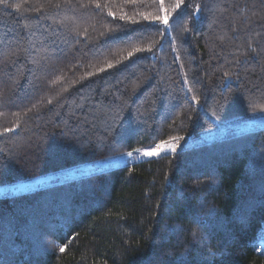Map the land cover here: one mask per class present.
<instances>
[{"label":"trees","instance_id":"obj_1","mask_svg":"<svg viewBox=\"0 0 264 264\" xmlns=\"http://www.w3.org/2000/svg\"><path fill=\"white\" fill-rule=\"evenodd\" d=\"M8 2L0 187L264 108V0ZM0 264H264V128L1 197Z\"/></svg>","mask_w":264,"mask_h":264},{"label":"rangeland","instance_id":"obj_2","mask_svg":"<svg viewBox=\"0 0 264 264\" xmlns=\"http://www.w3.org/2000/svg\"><path fill=\"white\" fill-rule=\"evenodd\" d=\"M261 128H264V111L253 112L235 119L224 121L219 123L217 128L212 131L173 141L172 143L176 145V152L185 148L219 141L233 135H238ZM132 153L133 155L131 157H128L126 154H122L113 158L91 162L77 168L61 171L45 177L34 178L17 184L2 186L0 187V198L31 192L61 182L77 179L92 173H98L107 169L118 168L124 165L154 158L143 156L141 153L136 151ZM168 153L172 152H163L161 155Z\"/></svg>","mask_w":264,"mask_h":264},{"label":"snow or ice","instance_id":"obj_3","mask_svg":"<svg viewBox=\"0 0 264 264\" xmlns=\"http://www.w3.org/2000/svg\"><path fill=\"white\" fill-rule=\"evenodd\" d=\"M158 3H159L160 11L162 14L156 15V16H151V17L144 16V19H146V20L150 19L152 23H158V24L164 25L166 28H168V27H170V25H169L170 12H175L177 9H180L181 6L184 5L185 0H176V2L174 3V5L172 6V8L170 10L168 8L164 7V0H158ZM0 4H3L6 8L15 7L17 11H19L20 8L22 7L21 4L12 5L8 2V0H0ZM56 7H59V5L57 4ZM96 7L99 8L100 5L97 3ZM200 11H201L200 5L197 4V5L193 6L192 13H190V15L198 14ZM109 14L113 15L112 13H109ZM121 18L123 19L124 17H121ZM129 19H131V18H129ZM132 22L137 23V21H135V20H132ZM183 31H185V32L190 31V29L185 27L183 29ZM173 39H175V37H173ZM249 47H251V45ZM142 51H152V48H151V46H149L147 49L139 48V47L134 49V52H142ZM252 51L257 56L261 55L260 52H256V49H252ZM134 52H130L128 55L131 56L134 54ZM245 55H247V53ZM107 67L112 68L113 65L111 63H109L107 65ZM104 70H105L104 68L100 69L101 72H103ZM238 75L239 74H237V78H238ZM53 83H55V81ZM192 99L194 101H196L197 103H199V101L197 100V98L195 96H193ZM261 111H264V108H262ZM6 131H12V129H6ZM173 139L179 140L182 138L181 137H175ZM175 150H176V145L173 144L170 140L161 141V142H159V143H157V144H155V145H153L147 149H139V148L135 149L136 152H139L143 156H147V157H160L161 153H163V152H167V151L175 152ZM126 155L128 157H131L133 155V153L130 151V152L126 153ZM193 236L194 237L196 236L195 232L193 233ZM66 249H67V245L65 244V245L60 246L59 251L63 253L66 251ZM211 255H215V253H211Z\"/></svg>","mask_w":264,"mask_h":264}]
</instances>
